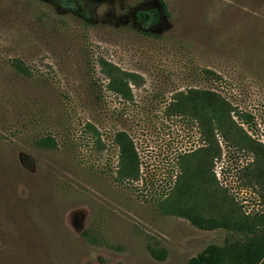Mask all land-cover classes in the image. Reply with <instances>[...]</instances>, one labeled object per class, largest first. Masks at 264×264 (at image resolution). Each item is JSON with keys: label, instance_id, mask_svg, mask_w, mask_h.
Here are the masks:
<instances>
[{"label": "rangeland", "instance_id": "obj_1", "mask_svg": "<svg viewBox=\"0 0 264 264\" xmlns=\"http://www.w3.org/2000/svg\"><path fill=\"white\" fill-rule=\"evenodd\" d=\"M74 2L0 0V264H188L264 234V0ZM100 58L136 76L129 99ZM193 90L219 94L240 126L216 136L220 157L197 152L208 145L190 104L168 111Z\"/></svg>", "mask_w": 264, "mask_h": 264}, {"label": "trees", "instance_id": "obj_2", "mask_svg": "<svg viewBox=\"0 0 264 264\" xmlns=\"http://www.w3.org/2000/svg\"><path fill=\"white\" fill-rule=\"evenodd\" d=\"M52 1L62 9L70 12L77 11L74 0ZM161 11L166 17L170 14L164 2H161ZM134 16L141 27H147L152 20V15L148 11L137 10ZM11 65L22 76L29 75L28 68L19 60H13ZM98 66L101 74L107 80L109 90L124 99H129L131 94L128 84L133 82L136 76L119 70L114 64L101 58L98 60ZM188 104L191 105L193 112H199L197 119L200 124V135L207 141L208 145L207 149L200 148L197 152L205 153L208 151L204 155H210L213 159L220 157L221 153L216 136L218 135L224 140L227 138L226 134L230 129H239L240 127L231 118L229 104L216 92L193 90L190 92V96L173 100L167 108L172 113H179L184 112ZM235 140L250 149H255V145H257L250 138H247V143L243 142V139L236 138ZM113 141L119 148V167L121 166L123 170L122 174L128 181L138 180L139 162L132 140L126 133L117 132ZM42 145L52 146L54 141L51 138H45L42 140ZM199 157H202V155ZM188 218L193 225L203 230H213L224 226V224H220L215 220H205L198 216H189ZM188 264H264V234L256 237L254 233H251V236H248L244 241L235 242L224 247L209 245L198 255L189 259Z\"/></svg>", "mask_w": 264, "mask_h": 264}]
</instances>
